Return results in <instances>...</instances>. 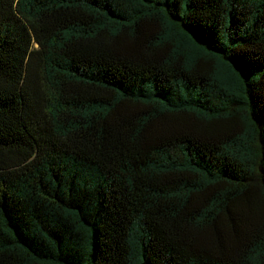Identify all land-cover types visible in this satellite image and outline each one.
<instances>
[{"label":"trees","instance_id":"1","mask_svg":"<svg viewBox=\"0 0 264 264\" xmlns=\"http://www.w3.org/2000/svg\"><path fill=\"white\" fill-rule=\"evenodd\" d=\"M0 264H264V0H0Z\"/></svg>","mask_w":264,"mask_h":264}]
</instances>
